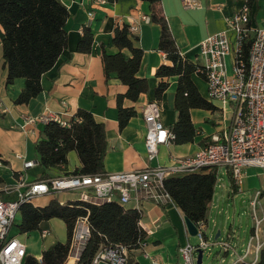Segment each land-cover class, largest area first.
I'll return each mask as SVG.
<instances>
[{
  "label": "crops",
  "instance_id": "crops-1",
  "mask_svg": "<svg viewBox=\"0 0 264 264\" xmlns=\"http://www.w3.org/2000/svg\"><path fill=\"white\" fill-rule=\"evenodd\" d=\"M58 1L67 9L69 14L64 26L67 34V46L60 53L55 64L41 76V92L24 104H15V100L23 90L25 80L16 78L11 84L5 83L7 71L4 67L2 48L5 34L0 25V191L3 198L6 200L18 198V195L24 190L18 186L20 179L25 182H34L42 177L48 179L63 174H72L80 166L76 152L70 151L67 154L66 165L42 169L39 165L35 146L43 137L45 125L37 124L35 127L28 125L26 126L27 130L21 129L26 118L41 114H53L58 116L62 122L71 123L77 110L83 109L90 112L94 120L97 123H102L105 127L107 149L104 159V172H128L157 165H168L175 158L193 155L208 143L211 135L228 125L232 112L229 117L226 116V113L230 106L223 108V110L220 102L210 100L204 78L195 71L190 75L191 81L199 95L210 102L215 110L190 108V121L195 129L193 142L184 144L172 142L169 145L160 146L157 158L148 160L144 147L143 106L147 102L157 101L160 104L161 121L171 130L178 121L175 98L179 80L178 75L169 77L156 75L160 66L171 67L173 63L167 59L166 53L159 49L161 27L151 20L150 4L146 0H116L103 5L96 4L92 0ZM198 2L200 5L196 8L185 7L184 0H160L159 5V11L165 18L178 52L181 53L183 59L194 64L195 67L199 43L207 36L224 30L225 17L237 12L244 6L246 0H198ZM249 5L253 24H258L264 20V0H252ZM89 13H92V17L89 16ZM142 16L149 17V22L142 21ZM131 24H136L139 28L136 32L129 31V38H131L133 46L142 51L136 76L140 79H147L148 90L141 93L135 102L129 99L122 100L121 106L133 108L136 114L120 130L117 98L126 93L127 86L120 81L116 72H111L108 76L105 75L102 53L114 55L122 52L131 56L128 49L120 50L112 41L116 28ZM85 28L90 30L92 42L88 52H81L78 50V45L83 40ZM133 36L137 37V40H133ZM161 83H166L167 86L158 95L156 91ZM17 155L22 158L17 157ZM30 160L36 162L37 165L33 168L24 169L23 163ZM220 175L219 173L216 176L217 182L205 220L206 238L209 241L213 239L218 247V242L225 233V229L222 230L221 227L222 221L218 219V215L222 214L220 209L222 202L233 198L236 193L246 195L247 191L253 187H257L255 190L261 191V195L264 194V180L260 181L259 179V177H264V172L260 169L247 168L240 190L231 194L228 193L229 187L226 185L223 184L224 189L220 188L221 182H218ZM5 189L9 191L5 192ZM255 192L251 193L253 195L249 199L252 222H254V214L256 219L260 220L257 217L256 208L264 202L260 195L256 202L258 204L255 203L253 209L250 201ZM65 193L76 194L63 192L55 195H43L35 197L29 202L36 207H44L53 199L66 200L69 196H66ZM243 201L244 199H241L240 204ZM128 206L135 207L141 212L139 224L147 234L145 246L129 252V258L132 262L151 264V261L155 259L161 264H184L180 248L186 244L194 246L198 243V239L194 242L193 237L188 234L184 222V213L177 203L172 198L163 204L139 199L138 202L132 200ZM16 219L19 225V213L15 222ZM262 221L261 226L264 227ZM58 225L64 226L67 240L65 223L58 218H52L48 221L47 226L41 230H47L48 235L43 238L41 231H39L41 245L37 251H28L26 241L23 243L27 255L40 260L42 251L48 248L43 245L44 239L49 237L52 232L54 233V229ZM13 226L10 235L16 237L13 233ZM217 232L220 234L215 239ZM228 232L231 234V243L236 247V253L234 256L226 255L220 252L221 249L219 248V251L213 256V258L217 256L215 259L217 264H220L226 257H229L231 263L236 257L241 259L240 264H260L261 253L264 250L261 252L255 250L257 252L246 255L243 251L246 250L247 245L244 241L249 240L254 233L253 223L249 232L244 231L242 235H239V231L233 226L227 230ZM257 235L261 242L264 241L262 240L264 237L262 232L259 233L258 231ZM54 243H50V246ZM196 261L197 259L194 264ZM71 262L72 260L69 261V263Z\"/></svg>",
  "mask_w": 264,
  "mask_h": 264
},
{
  "label": "trees",
  "instance_id": "trees-1",
  "mask_svg": "<svg viewBox=\"0 0 264 264\" xmlns=\"http://www.w3.org/2000/svg\"><path fill=\"white\" fill-rule=\"evenodd\" d=\"M107 1L112 3L116 0ZM146 1L150 4L151 20L161 27L159 49L173 63L171 67L160 66L156 75L179 77L175 98L178 121L170 130L174 135L170 143H190L193 142L195 129L190 121L189 109L215 110V107L199 95L191 81L190 75L196 71V67L183 59L174 45L169 27L159 11L160 0ZM251 1L247 0V3L250 4ZM68 17L67 9L58 0H0V25L5 34L2 42L4 67L7 71L5 83L11 84L16 78L25 80L15 104L27 103L41 92V76L55 64L67 46L64 26ZM132 39L137 40V37L133 36ZM112 41L120 50L126 48L131 52V56L122 52L114 55L102 53L105 75L116 72L120 81L127 86L126 93L117 98L118 124L121 130L136 114L133 108H123L122 100L135 102L141 93L147 92L148 81L136 76L142 51L133 46L128 25L116 28ZM91 42V32L85 28L78 50L88 52ZM244 56L247 57L246 47ZM166 86V83H161L157 94H161ZM106 149L104 125L97 123L92 114L83 109L77 110L69 128L55 121L47 123L43 129V137L35 146L39 165L44 170L66 165L67 154L75 151L80 166L72 174L104 173ZM216 182L214 171L196 172L169 177L164 180V188L184 216L197 226L206 220ZM18 213L20 233L41 231L52 218L62 220L67 233L65 243L55 242L44 249L40 260L27 255L23 264H64L69 256L75 221L79 217L87 216L90 236L75 264H90L98 249L106 244L120 243L131 252L138 249L142 242H146L147 234L139 224L141 212L135 207L123 206L114 201L96 204L82 201L79 197H67L64 201L53 199L44 207L24 202ZM261 254L260 264H264V251ZM128 264L136 263L129 258Z\"/></svg>",
  "mask_w": 264,
  "mask_h": 264
},
{
  "label": "built area",
  "instance_id": "built-area-1",
  "mask_svg": "<svg viewBox=\"0 0 264 264\" xmlns=\"http://www.w3.org/2000/svg\"><path fill=\"white\" fill-rule=\"evenodd\" d=\"M92 1L100 5L108 3L107 0ZM199 5L198 0H184L187 8H196ZM89 16L92 17V13ZM141 20L149 22L150 19L142 16ZM128 27L130 32H136L139 28L136 24ZM198 48L196 72L207 84L208 98L220 102L222 109L230 106L232 114L228 125L211 135L208 143L196 153L175 158L168 165L128 172L63 174L34 182L20 179L18 186L24 190L15 200H6L0 191V264L24 263L26 248L17 237L10 235V230L21 204L35 197L73 192L82 201L96 204L114 201L128 206L132 200L138 202L139 199L163 204L171 199L164 188V180L169 177L210 171L218 176L226 171L231 181V187L228 188V193L231 194L240 190L247 168H257L264 172V20L253 24L251 7L246 0L237 12L225 17V29L207 36L199 43ZM227 62L230 63V71ZM160 112L157 101L147 102L142 109L145 124L144 147L150 161L157 158L160 146L169 145L174 138L170 129L162 123ZM51 121L68 128L71 125L62 122L56 115L41 114L26 118L21 129H26L28 125H46ZM17 157L22 158L20 155ZM36 165L32 160L25 161L23 168L29 169ZM219 186L221 189L225 188L221 183ZM8 191L5 189V192ZM260 195L261 191H256L250 201L253 209ZM254 219L255 232L248 240L245 255L249 253L252 242L255 250H260L264 244L257 235L260 220L256 219L255 214ZM196 227L198 243L194 246L186 244L180 248L184 264H194L197 252L202 250L205 253L210 244L206 238V222H201ZM229 232L225 231L218 245L220 252L234 256L236 247L231 243ZM47 235V230L41 231V237ZM89 236L87 216L79 217L75 221L69 256L64 264L76 263ZM144 246L145 242H142L140 247ZM128 261L127 246L111 243L101 246L90 264H128ZM240 262L241 259L235 258L231 264ZM151 264L161 263L153 259Z\"/></svg>",
  "mask_w": 264,
  "mask_h": 264
},
{
  "label": "rangeland",
  "instance_id": "rangeland-1",
  "mask_svg": "<svg viewBox=\"0 0 264 264\" xmlns=\"http://www.w3.org/2000/svg\"><path fill=\"white\" fill-rule=\"evenodd\" d=\"M228 69L230 71V63L227 62ZM231 114V109L229 108L227 110L226 116L229 117ZM223 168L220 169L222 172ZM260 181L264 180V177H259ZM218 182H221L222 184L226 185L227 187H231V181L229 180V177L224 171L220 177H218ZM257 187H253L252 189H249L247 194L242 193H236L233 195V198H229L228 200H225L222 202L221 210L222 214L218 215L219 221H222L221 227L222 230L225 229V231L229 230L231 226H233L236 230L239 231V235H242L244 231L249 232L252 223H253V232H255V219L253 216L254 222H252V211L249 206V199L253 195L251 193H254L257 189ZM219 190V188L217 187ZM256 189V190H255ZM221 190V189H220ZM66 196L76 198L78 197V194H68L65 193ZM65 196V197H66ZM231 196V195H230ZM260 198V197H259ZM261 198L264 199V194L261 195ZM244 199L243 203L240 204V200ZM258 204V203H256ZM255 204V205H256ZM257 217L260 218V226H259V233L262 232L264 234V227L261 226V221L264 219V202H262V205H258V208H256ZM18 219V217H17ZM16 219V222L13 226V233L16 235L17 239L20 240L22 243L26 241V244L28 245V251H37L38 247L41 245V238H40V232L37 230L35 232H31L29 234H23L19 232L18 229V220ZM264 222V221H262ZM226 227V228H225ZM261 229V230H260ZM52 235V236H50ZM197 237H193V240H195ZM36 240V242H35ZM262 240H264V237H262ZM43 245L45 247H49L50 243L54 242H66V234L65 229L63 225H58L54 229V233L52 232L49 234V237L44 239ZM197 243V241H196ZM245 244L248 243V240L244 241ZM264 243V241H262ZM246 248V247H245ZM30 249V250H29ZM251 251H249V254L255 253V245L251 244L250 247ZM264 250V245H262V248L260 249ZM219 251V247L217 246V243L214 242V240H210V244L208 246L207 251L203 254L202 257V264H217V261L213 258L214 254ZM245 251V250H243ZM236 253V251H234ZM197 256V255H196ZM236 258V257H235ZM234 258V259H235ZM197 259V258H196ZM231 261H229V257H226L222 260L220 264H230Z\"/></svg>",
  "mask_w": 264,
  "mask_h": 264
},
{
  "label": "water",
  "instance_id": "water-1",
  "mask_svg": "<svg viewBox=\"0 0 264 264\" xmlns=\"http://www.w3.org/2000/svg\"><path fill=\"white\" fill-rule=\"evenodd\" d=\"M184 222L186 225L187 232L190 236L195 237L197 235V227L195 224H193L187 217L184 218ZM220 232H217V235L215 236V239L219 236ZM203 251L199 250L197 252V261L196 264H202V257H203Z\"/></svg>",
  "mask_w": 264,
  "mask_h": 264
}]
</instances>
